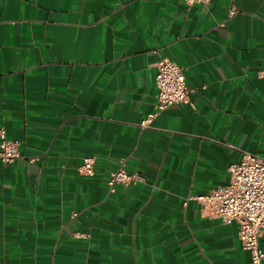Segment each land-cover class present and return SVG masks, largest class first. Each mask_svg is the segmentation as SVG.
Listing matches in <instances>:
<instances>
[{"label":"crops","instance_id":"1","mask_svg":"<svg viewBox=\"0 0 264 264\" xmlns=\"http://www.w3.org/2000/svg\"><path fill=\"white\" fill-rule=\"evenodd\" d=\"M161 56L193 91L143 125ZM263 71L264 0H0V264H251L193 197L264 157Z\"/></svg>","mask_w":264,"mask_h":264},{"label":"built area","instance_id":"2","mask_svg":"<svg viewBox=\"0 0 264 264\" xmlns=\"http://www.w3.org/2000/svg\"><path fill=\"white\" fill-rule=\"evenodd\" d=\"M188 5L208 3L211 0H184ZM155 86L157 89L156 112L142 122L146 125L158 111L189 102L193 89L186 80L184 70L167 56L156 63ZM264 72V71H263ZM21 142L9 138L4 130L0 133V158L12 163L21 156ZM95 158L85 156L77 170L81 174H94ZM231 177L226 185H219L206 193L194 196L202 211L223 223L236 222L244 248L251 253V264H263L264 250L259 239L264 234V157L245 152L241 160L229 167ZM142 179L139 170L128 171L120 160L118 168L108 179L109 190L115 191L119 184L129 185Z\"/></svg>","mask_w":264,"mask_h":264}]
</instances>
